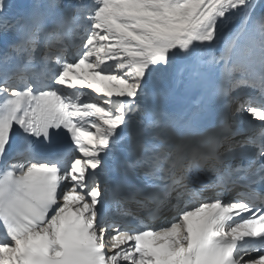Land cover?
Masks as SVG:
<instances>
[{
  "label": "snow or ice",
  "instance_id": "snow-or-ice-1",
  "mask_svg": "<svg viewBox=\"0 0 264 264\" xmlns=\"http://www.w3.org/2000/svg\"><path fill=\"white\" fill-rule=\"evenodd\" d=\"M0 18V264H264V0H0ZM222 108L259 137L235 142Z\"/></svg>",
  "mask_w": 264,
  "mask_h": 264
},
{
  "label": "bare ground",
  "instance_id": "bare-ground-1",
  "mask_svg": "<svg viewBox=\"0 0 264 264\" xmlns=\"http://www.w3.org/2000/svg\"><path fill=\"white\" fill-rule=\"evenodd\" d=\"M29 4H31V3H33L34 2V0H26ZM61 2L63 3V2H65V0H61ZM229 111H231L230 109H228V108H225V114L227 115L228 113H229ZM232 115V114H231ZM230 115V116H231ZM233 116V115H232ZM233 118V117H232ZM231 118V119H232ZM256 122V121H255ZM257 122H259V121H257ZM234 128H235V130H236V132H237V135L234 137V141L235 142H239V141H241V140H244L245 139V137L247 138V137H249V135L247 134V132H248V128H245V127H241V128H237V127H235V126H233ZM237 128V129H236ZM223 147H228L227 145H224ZM75 152V151H74ZM74 152L72 153L73 155H74ZM77 153V152H76ZM240 153H241V149H239L238 147H235V148H233V149H229L227 152H226V154H225V156L233 163V164H236V163H239L240 162V160H239V157H240ZM79 154V153H78ZM118 157H119V154H117V157H113V158H109L108 159V165H109V169H110V171H108L107 173H105V174H102V176H101V185H102V187H103V185L104 184H106L107 185V188H110L111 186H112V183H111V181H110V179H109V176H110V173H112V169H113V166L115 165V163H116V161H117V159H118ZM97 171L99 172L100 170L99 169H97ZM238 191H243V189H238ZM235 195H231L230 197H225L226 199L227 198H231V197H234ZM195 203V202H194ZM127 207H129L130 209H132L133 211H136V205L134 204V203H131V204H128V205H126ZM114 219H116V220H119V221H122L124 224H127L128 223V219L127 218H121V217H118V216H114L113 217ZM163 219H161V220H159V221H155V220H153L152 221V224L154 225V226H159V225H161L162 223H161V221H162ZM146 223H148V221H146ZM106 251H107V249H106ZM109 255L111 254V253H108Z\"/></svg>",
  "mask_w": 264,
  "mask_h": 264
},
{
  "label": "rangeland",
  "instance_id": "rangeland-1",
  "mask_svg": "<svg viewBox=\"0 0 264 264\" xmlns=\"http://www.w3.org/2000/svg\"><path fill=\"white\" fill-rule=\"evenodd\" d=\"M231 114H232V112L229 111L228 116L231 115ZM232 117H233L232 115L229 116L228 119H227L226 121H231L232 124H233V126H235V127H237V128H241V127L248 128L249 130H248L247 134H248L249 136H257V137H259V131H260V129H259V125H260V122H257V121L255 122V121L249 119L248 117H241L239 120H236L234 117H233V118H232ZM231 118H232V119H231ZM237 128H236V129H237ZM245 138H246V137H245ZM228 150H229L228 147H222V148H221V151L224 152V154H226V152H227ZM73 152H74V151H73ZM74 155H79V154L76 153V152H74ZM236 164H238V163H236ZM103 187H107V185L104 184ZM237 191H238V189H237ZM235 194H236L235 191H233V192L231 193V195H235ZM161 223L164 224V223H165V220L163 219V220L161 221Z\"/></svg>",
  "mask_w": 264,
  "mask_h": 264
}]
</instances>
